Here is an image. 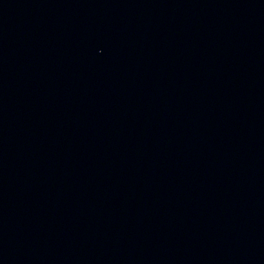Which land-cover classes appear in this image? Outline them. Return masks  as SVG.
<instances>
[{"label":"water","instance_id":"1","mask_svg":"<svg viewBox=\"0 0 264 264\" xmlns=\"http://www.w3.org/2000/svg\"><path fill=\"white\" fill-rule=\"evenodd\" d=\"M0 264H264V0H0Z\"/></svg>","mask_w":264,"mask_h":264}]
</instances>
